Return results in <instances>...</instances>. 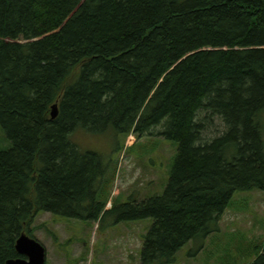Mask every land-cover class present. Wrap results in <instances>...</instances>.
Segmentation results:
<instances>
[{
    "label": "trees",
    "instance_id": "1",
    "mask_svg": "<svg viewBox=\"0 0 264 264\" xmlns=\"http://www.w3.org/2000/svg\"><path fill=\"white\" fill-rule=\"evenodd\" d=\"M0 126V264L40 211L153 218L140 264L200 250L236 191L264 192V0H0ZM158 126L163 193L107 208V166L71 134Z\"/></svg>",
    "mask_w": 264,
    "mask_h": 264
},
{
    "label": "rangeland",
    "instance_id": "2",
    "mask_svg": "<svg viewBox=\"0 0 264 264\" xmlns=\"http://www.w3.org/2000/svg\"><path fill=\"white\" fill-rule=\"evenodd\" d=\"M213 121L219 128V119ZM160 129L138 138L130 134L127 139L112 128L104 132L80 128L71 134L82 150L96 151L107 166L101 188L102 197L108 198L107 208L131 197L141 200L163 193L177 144L159 137ZM9 147L11 142L0 126V149ZM115 220L116 214H109L99 228V222L90 219L40 211L33 223L34 235L46 247L45 264H140L144 235L153 218ZM219 226L200 250V242H188L167 264H250L264 243V192L236 191Z\"/></svg>",
    "mask_w": 264,
    "mask_h": 264
},
{
    "label": "water",
    "instance_id": "3",
    "mask_svg": "<svg viewBox=\"0 0 264 264\" xmlns=\"http://www.w3.org/2000/svg\"><path fill=\"white\" fill-rule=\"evenodd\" d=\"M58 111V104H53L51 107L52 118L58 115ZM16 249L22 257L8 259L5 264H45L46 262L45 246L25 232H22L17 239Z\"/></svg>",
    "mask_w": 264,
    "mask_h": 264
}]
</instances>
